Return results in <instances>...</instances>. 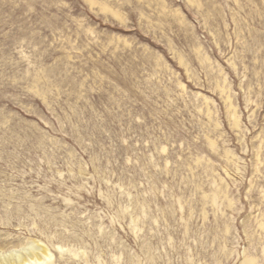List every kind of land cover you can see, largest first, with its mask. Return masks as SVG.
Listing matches in <instances>:
<instances>
[{"label": "rangeland", "instance_id": "374dc122", "mask_svg": "<svg viewBox=\"0 0 264 264\" xmlns=\"http://www.w3.org/2000/svg\"><path fill=\"white\" fill-rule=\"evenodd\" d=\"M30 241L264 264V0H0V253Z\"/></svg>", "mask_w": 264, "mask_h": 264}, {"label": "bare ground", "instance_id": "6f19581e", "mask_svg": "<svg viewBox=\"0 0 264 264\" xmlns=\"http://www.w3.org/2000/svg\"><path fill=\"white\" fill-rule=\"evenodd\" d=\"M42 254L47 256L48 250L41 243L30 241L22 250L12 249L7 253H0V264H34V261L42 264L40 263Z\"/></svg>", "mask_w": 264, "mask_h": 264}]
</instances>
